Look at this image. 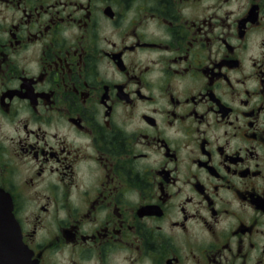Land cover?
I'll list each match as a JSON object with an SVG mask.
<instances>
[{
	"label": "clouds",
	"instance_id": "clouds-1",
	"mask_svg": "<svg viewBox=\"0 0 264 264\" xmlns=\"http://www.w3.org/2000/svg\"><path fill=\"white\" fill-rule=\"evenodd\" d=\"M0 264H264V0H0Z\"/></svg>",
	"mask_w": 264,
	"mask_h": 264
},
{
	"label": "water",
	"instance_id": "water-1",
	"mask_svg": "<svg viewBox=\"0 0 264 264\" xmlns=\"http://www.w3.org/2000/svg\"><path fill=\"white\" fill-rule=\"evenodd\" d=\"M3 212H4L3 203L0 202V226H2V223H3ZM0 242H3L6 245H12L13 244V238H12L10 232H7L3 235V237H0Z\"/></svg>",
	"mask_w": 264,
	"mask_h": 264
}]
</instances>
